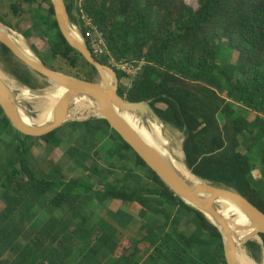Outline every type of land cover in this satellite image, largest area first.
Instances as JSON below:
<instances>
[{
  "label": "trees",
  "instance_id": "1",
  "mask_svg": "<svg viewBox=\"0 0 264 264\" xmlns=\"http://www.w3.org/2000/svg\"><path fill=\"white\" fill-rule=\"evenodd\" d=\"M78 1L65 0L76 25ZM196 4L194 8L187 0H85L84 8L105 33L116 61L145 62L133 82L115 69L119 95L130 102H151L165 124L185 134L186 162L197 177L236 190L264 212V0ZM0 20L29 41L40 31L53 64L45 61V53L38 57L51 69L91 82L99 76L64 38L51 0H0ZM94 57L112 66L109 57ZM0 61L6 72L32 90L48 83L1 42ZM66 127L41 138L25 136L0 105V137H10L14 152L0 161L1 264H228L218 228L175 196L108 121L91 119ZM97 136L111 141L122 161L120 167L113 164L116 170L97 165L90 169L105 180L99 190L88 178L66 180L51 156L45 178L31 168L29 155L36 140L60 148L64 141L89 143ZM26 139H32L30 145ZM78 147L69 150L73 158L81 154ZM253 154L263 166L258 182L252 179ZM113 177L119 182H112ZM51 192L56 195L46 203ZM153 197L159 198L165 219L158 237L119 241L113 224L86 214L95 202L144 208ZM42 210L48 220L36 228L34 221ZM186 213L195 226L191 234L179 228ZM76 240L83 245L74 258L69 248ZM247 247L258 260L261 247L253 242Z\"/></svg>",
  "mask_w": 264,
  "mask_h": 264
},
{
  "label": "water",
  "instance_id": "2",
  "mask_svg": "<svg viewBox=\"0 0 264 264\" xmlns=\"http://www.w3.org/2000/svg\"><path fill=\"white\" fill-rule=\"evenodd\" d=\"M51 1L64 38L73 49L77 50L97 69L101 83L75 78L51 69L38 56L26 53L6 33V31L17 32L0 20V42L39 76L66 91L54 108L53 120L46 125L33 126L22 119L17 95L4 81L0 70V105L13 127L25 136L41 138L72 122H87L93 117L104 119L159 176L175 196L203 213L218 228L223 238L228 264H239L237 254L239 245L247 246L250 242L257 243L264 252V242L261 237L264 235V212L236 190L215 185L197 177L194 173L198 181L190 183L160 150L151 146L125 118V115L133 116L146 128H149L150 122L165 126L151 102H130L119 95L120 80L115 69L96 60L85 42L82 32L72 21L65 0ZM73 30L78 32V37ZM19 35L30 50L34 52L29 40L22 34ZM82 98H87L96 104L98 116L76 117L72 113V106ZM186 165L190 169L187 162ZM190 171L192 172L191 169ZM222 201L229 202L236 208L238 212H236L235 217L243 220L242 223L234 222V218L227 216L220 210L219 203ZM247 220L249 223H246ZM247 231H252V233L240 241L239 233ZM256 236L260 241L255 239Z\"/></svg>",
  "mask_w": 264,
  "mask_h": 264
},
{
  "label": "rangeland",
  "instance_id": "3",
  "mask_svg": "<svg viewBox=\"0 0 264 264\" xmlns=\"http://www.w3.org/2000/svg\"><path fill=\"white\" fill-rule=\"evenodd\" d=\"M196 1L197 0H187V3L191 7L196 8L197 7ZM46 42H47L46 39L43 38L42 33L40 31H37L34 34L33 38L29 41L30 45L33 48L34 53L37 56H38V53L47 54L45 61L49 63L50 65H52L53 60L51 58V55L48 53V46ZM225 46H227V44ZM231 60L234 62L236 60V57H235V60L233 57ZM0 70L10 80H12V82H14L15 85L19 87V89L21 88L22 92H25V94H28L34 97L35 99H38L42 103L57 105L61 97L66 92L63 88L58 87L48 81H47L48 83L46 84L44 88L37 89V90H31L28 87L21 84L11 74L6 72L5 67L1 61H0ZM95 82L101 83V79L99 76L96 77ZM123 83L127 84V80H124ZM37 103L38 101L34 100L26 105V108L29 110L30 115H32L33 117H37V109H36ZM157 107L163 109L166 107V105L158 104ZM71 111L73 114L82 115V113H78L75 111V105L72 106ZM89 116H92V115H89ZM91 119H95V118L93 117ZM62 128H67V127L65 125ZM164 129L165 130L162 131V135L166 138V140L174 148V150L179 151L182 149L181 151L184 152L183 147H184L185 140H186L185 134L168 124H165ZM168 135L170 138L168 137ZM6 136L0 137V161H6L10 157H12L14 154L13 148L11 144L9 143L10 137L8 136L6 137ZM31 140L32 139H26L24 143L26 145H30ZM79 143H81V145H79ZM75 145L79 146L78 149L81 154L73 158L70 155L69 150H71L72 147ZM115 151H116V148L112 145L111 141L101 136H97L93 138L89 143H86L85 141L74 142L73 140L69 142L64 141L62 142L60 148H56V144L53 145V143H50L49 145H47L45 142L39 139V140H36V142L33 144V151L31 155H29V158L31 162V168L35 172L36 176L39 178H45V174H47L46 172L48 171H49L48 173H50L52 162H50V158H47V157L51 156L52 159H55L58 162L62 172L64 173L66 180L88 178L89 180L87 181H89L93 185L94 189L99 190L103 187L105 180L101 177H97L94 174H92L90 169L93 166L97 165L98 168L100 169L108 168V169L116 170L115 168H113V164L116 165L117 167H120L122 165L121 163L122 161L119 160V157ZM84 153L88 154L89 157H87V159L84 157L85 155ZM259 158L260 157L257 154H253L252 156V162H253V165L255 166V170L252 173V179H255L256 182L260 181L261 172L263 169L261 159ZM118 160L120 162H117ZM123 164H125V161H123ZM119 180H120L119 178H114V177L111 178V181L115 183L119 182ZM54 193L55 192H51L48 195H46V197L44 198V200H46V203H49L50 200L56 195ZM0 202H1V185H0ZM109 204L110 202H106L103 205H101L98 202L89 204L86 210V214L90 215V217H92L93 219H96L99 216L98 213L100 212V210L102 212L103 207L105 206L109 207ZM168 211H173V209L169 208ZM179 216H182V215H179ZM183 218H184L183 222L179 225V228L181 231H184L187 234H191L195 230V226L192 224V221H191L192 217L190 215L188 216L186 213L184 214ZM106 219L110 221L109 218H106ZM34 222H36V220ZM35 227L38 228L39 225L35 223ZM245 247H246L248 254L252 257L251 250L247 246ZM79 248H80V243L75 242L69 248V251L70 252H73L75 250L79 251ZM257 256H258V260H255L253 257L252 258L258 263H263L264 262L263 250L262 252H258ZM9 257H10L9 255L5 256V258L7 259ZM75 257H78V256L74 254V258ZM6 262L7 260L4 261V263Z\"/></svg>",
  "mask_w": 264,
  "mask_h": 264
},
{
  "label": "bare ground",
  "instance_id": "4",
  "mask_svg": "<svg viewBox=\"0 0 264 264\" xmlns=\"http://www.w3.org/2000/svg\"><path fill=\"white\" fill-rule=\"evenodd\" d=\"M74 34L78 37V32L73 30ZM6 33L28 54L32 56H37L34 52L30 50L28 45L25 43L24 39L17 33L6 31ZM2 77L4 81L10 86V88L16 93L18 106L20 109V114L22 119L33 126H41L49 124L53 120L54 108L56 105L42 103L38 99L25 94V92L21 91L18 86L15 85L12 80H10L3 72ZM20 90V91H19ZM38 101L36 109H37V117H33L30 115L29 110L26 108V105L31 101ZM96 104L87 98H82L76 101L75 103V111L78 113H82V115L74 114L76 117L92 115L98 116L99 113L96 109ZM126 120L144 137V139L153 147L160 150L173 164V166L177 169V171L190 183L197 182V178L194 176L193 172L187 167L185 162L184 152L179 150L176 151L174 148L168 143L166 138L162 135V131L165 130L162 124H158L156 122H150L149 128L144 127L140 121L133 116L125 115ZM168 132V131H167ZM166 135V134H165ZM169 137V135H168ZM170 138V137H169ZM181 148V147H180ZM220 210L226 214L227 216H231L234 218V222L242 223L243 220L237 219L236 208L230 204L229 202L222 201L219 203ZM246 223H249L248 220ZM252 231H247L243 233H239L240 241L244 240L246 237H249ZM256 240L260 239L256 236ZM238 262L239 264H264L256 262L247 252L246 247L239 245L238 246Z\"/></svg>",
  "mask_w": 264,
  "mask_h": 264
},
{
  "label": "crops",
  "instance_id": "5",
  "mask_svg": "<svg viewBox=\"0 0 264 264\" xmlns=\"http://www.w3.org/2000/svg\"><path fill=\"white\" fill-rule=\"evenodd\" d=\"M159 201V198L153 197L148 200L144 208L131 204H123L120 201H112L109 207H103L102 212L99 209L98 218L106 221H108L106 218H109L110 221L108 222L113 224L119 231V241L126 238L137 242L148 235L158 237L162 235V231L159 228L165 223L164 217L160 214L163 207L159 205ZM143 210H146V213ZM37 216L35 222L37 224L39 221L43 224L44 221L48 220L43 210ZM39 218L40 220L38 221ZM75 242L80 243V246L83 245V242L80 240H76ZM74 254L79 256L78 250L73 251V256Z\"/></svg>",
  "mask_w": 264,
  "mask_h": 264
},
{
  "label": "built area",
  "instance_id": "6",
  "mask_svg": "<svg viewBox=\"0 0 264 264\" xmlns=\"http://www.w3.org/2000/svg\"><path fill=\"white\" fill-rule=\"evenodd\" d=\"M84 2L85 0L78 1L75 16L78 19L77 26L82 32L83 38L90 50L95 56L109 57L112 68L128 75L130 81H135L138 78L145 62L130 63L125 61H116L109 50L105 33L96 26L93 17L85 10Z\"/></svg>",
  "mask_w": 264,
  "mask_h": 264
}]
</instances>
